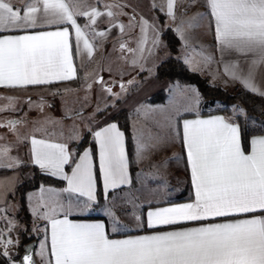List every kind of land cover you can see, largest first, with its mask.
Masks as SVG:
<instances>
[{"label": "snow or ice", "instance_id": "1", "mask_svg": "<svg viewBox=\"0 0 264 264\" xmlns=\"http://www.w3.org/2000/svg\"><path fill=\"white\" fill-rule=\"evenodd\" d=\"M101 2L95 0L89 5L87 0H23V6L17 7L14 0H0V89L27 91L77 78L74 57H81L83 68L85 58L94 56L96 38L108 35L96 30L97 18L106 16L121 33L125 29L115 17L127 15L126 5L104 3L106 11L101 12ZM178 2L182 0H166L159 6L161 11L166 8L165 15L176 25L173 32L181 43L177 59L193 73L203 70L194 64L193 56L200 55L204 67L214 62L215 58L204 55L203 49L197 52L191 48L190 54L184 51L206 20L225 75L238 81L246 92L264 98V87L255 82L258 69L264 68V0H187L189 8L199 3L206 11L176 23ZM77 17L87 18L83 26ZM128 27H139L141 33L137 47L127 49L138 54L132 66L151 76L152 69H145L139 60L144 58L149 29L155 35L148 54L162 46L159 30L143 18L137 21L135 16L129 18ZM120 49L124 51L126 44L122 42ZM233 54L249 58L246 73L238 60L225 63L224 57ZM95 82L101 83L116 102L127 91L121 83L120 92H114L102 77ZM0 98L9 101L0 112L14 109V98ZM203 100L194 85L177 81L168 88L165 103L136 109L138 115L144 109L142 114L150 127L134 126L128 138L115 122L98 128L89 126L94 147L82 152L68 142L20 135L16 130L20 120L0 122V128L16 136L17 145L28 147L32 166L43 175L65 182L59 189L41 185L38 196L33 193L27 197L32 214L46 222L43 229L34 228L44 232L38 254L41 264H264V121L236 104L224 110L228 115L205 117L201 114ZM45 122L60 123L51 117ZM80 136L74 125L67 141ZM12 147L0 144V171L23 166V160L10 155ZM175 147L181 155L174 154L170 159L184 163L191 186L187 200L165 198L168 182L161 169L168 168L169 159L153 163L156 171L148 177L142 173L137 176L140 188L135 193L122 196L116 191L131 189L133 159L139 163L150 154ZM14 180L9 177L7 183L11 185ZM5 183L0 179V190ZM98 186L102 187L100 194ZM4 212L0 208V220L5 219ZM94 212L101 215L93 218ZM13 227L9 221L7 231ZM129 229H135V234H127ZM120 233L126 238H110ZM18 244L0 229V264H36L32 249H25L23 256L12 254L10 249Z\"/></svg>", "mask_w": 264, "mask_h": 264}, {"label": "rangeland", "instance_id": "2", "mask_svg": "<svg viewBox=\"0 0 264 264\" xmlns=\"http://www.w3.org/2000/svg\"><path fill=\"white\" fill-rule=\"evenodd\" d=\"M88 1L89 4L95 3V0ZM104 3H119L126 5L124 12L129 15V18L135 16L137 21L143 18L149 21L150 24H154L155 28L159 30V38L163 42L162 46L155 50L152 55H149L147 49H145L144 58L139 60V64L143 65L145 69H152L153 73H155L156 63H158V61L161 62L170 56V51L166 46L162 34L164 30L169 27V25L173 29L175 26L165 15L166 8L165 11L160 10L159 6L161 4H166V0H102L100 5L102 6L101 9L103 12L106 11L104 9ZM153 3L157 5L155 9L153 8ZM113 11L118 12L119 9L113 8ZM205 11L206 9L199 3L189 8L187 0H182V2H178L176 6V23H179L181 18L189 19L195 13H204ZM161 16H164V21L161 20ZM101 19H107V17L101 16ZM105 21L106 23H102L99 26V29L108 32V26L110 23L107 20ZM202 23L205 26L197 29L193 33L195 38L191 41L190 45L192 47H197V49L199 48V51L203 49L204 55L213 56L211 34L207 29V21L205 20ZM154 35L155 33L153 30L149 29L148 43L145 45V48H151V41ZM140 36L141 33L139 27L130 28L126 36L122 40L118 41L119 44L122 42L125 43L126 49L121 51L120 46H118V48L114 46V48H117V53L115 54L116 57H113L114 55L112 54V50L109 49V45H106L104 49L100 46L101 48H99L97 52L96 59L92 62V65H90L92 70L89 73L90 77L88 78V81L84 82L83 80L77 85L70 84V86L59 87L57 88V91L60 93L58 95H53L54 92H57L55 90L48 93L47 96L37 98H28L23 94L0 95V97L14 98V109L9 108L7 111L0 112V122L6 123L8 120H20L22 121L20 124H24L16 129L20 135L34 134L37 138H44L52 142H68L70 147L78 151L77 145L83 137L87 135V138L91 139V135L88 134L87 131L88 127L90 126L95 128L96 125L110 119L112 114H116L119 103L125 98L129 88L134 83L140 82L141 78H146L150 82L153 80L154 74L150 76L148 71H142L140 67L132 66V61L133 59L138 58V54L127 51L128 48L135 49L137 47V41L140 39ZM125 38L126 41L124 40ZM184 51L186 52L187 50ZM180 55L181 48L179 52V56ZM192 59L194 64L203 68V70L198 73L205 77L211 84H218L217 81H211V78H209L212 72L209 68L216 69L214 62L211 65L204 67L202 64V57L200 55H195ZM99 77H102L103 83L106 86H111L114 92H120L121 83L125 85L127 91L121 94L119 102H116L107 94L106 91H104L101 83L95 82ZM128 81H133V83L129 84ZM89 84L91 85L90 88L88 87ZM150 85L151 83L149 86ZM236 89L237 88L233 86L229 91L235 93L237 92ZM148 92H150V94L152 93V86L148 87ZM141 96L145 97L146 95L143 94ZM165 98L166 97L162 99L161 103L166 102ZM29 100H31V103H28ZM8 103L9 101L7 99L0 98V107L6 106ZM217 106H219L217 102L214 103L212 101L203 100L201 110H212ZM77 112L81 113V115L76 116ZM46 117L55 118L60 121V123L48 124L45 122ZM66 117H73V119H68ZM74 125L80 131L81 136L78 140L67 141V137L70 135V130ZM36 129H39V131H36ZM61 133H63V137H61ZM170 150L171 148L163 150L164 154L166 153L164 156L165 158L172 153ZM160 153H158L156 157L162 161L163 159ZM169 165L171 164L169 163ZM26 166L29 165H25L23 169H25ZM168 169L169 168L165 169L166 172H163V169H161L163 179L165 178V180H167L168 175L170 174ZM151 170L153 172L156 171L154 168ZM31 173V170H26L22 182L24 181V178L28 177ZM186 183L187 177L184 179V185H186ZM18 208V201L13 200V203H11L7 209L9 216H7L5 221L1 224L4 227L6 238H10L14 242L17 240L19 241V244L16 245V247L10 249L13 255L17 253L23 238L33 234L31 227L32 221L29 225H26L18 220ZM9 221L14 223V227L10 232L7 231Z\"/></svg>", "mask_w": 264, "mask_h": 264}, {"label": "crops", "instance_id": "3", "mask_svg": "<svg viewBox=\"0 0 264 264\" xmlns=\"http://www.w3.org/2000/svg\"><path fill=\"white\" fill-rule=\"evenodd\" d=\"M88 2L89 1L87 0V3ZM14 3L17 4V7L23 6V0H14ZM89 5H91V4H89ZM101 8H102V6L99 5L100 11H102ZM175 11H176V9H175ZM77 20H78V23H80L81 26H83L84 23L86 22L87 18L86 17H77ZM105 20L109 21L108 18L107 19H101V17L97 18V27H96L97 31H103V30L99 29L100 28L99 26L104 22L106 23ZM100 21H103V22L101 23ZM115 21L118 24L122 23L125 25V29H124L123 33L120 32L118 27H113L112 24L109 22L110 25L108 26L107 37L106 38H101V37L96 38V40L94 41V43L96 45L94 56L91 58V60H87V58H85V64H84L83 68L80 67L81 57H74V65L77 67V77H78V71L81 70V74L83 76L84 82H87L88 78L90 77L89 73L92 70V68H90L91 67L90 65H92V62L96 59L97 52H98L99 48H101L100 46H102V48L104 49V47L106 45H109V49L112 50V52H113L112 53L114 55L113 57H116L115 54L117 53V48H118V46H120L118 41L122 40L126 36V34L128 33V31L130 29L128 27L129 15L128 14L127 15H117L115 17ZM169 27H170V25H169ZM124 40L126 41V38ZM211 40H212V48H213V57L215 58L214 59V65H216V69L209 68L210 70H212L211 75L209 77V78H211L210 80L211 81H217L218 82V84H216L217 86H220V87L228 89V90H230V88L233 86L235 88H237L236 90L243 88L242 85L238 81H233L231 78H229L228 76L225 75L224 64L219 62L220 54L216 51L215 41L213 40L212 35H211ZM114 46H116L117 48H114ZM191 48H195L197 50V52H200L199 48L197 49V47H192L190 45L189 49H187V51L185 53L190 54ZM145 49H148V47ZM248 59L249 58H247L245 56L237 55V54H233L231 56H225L224 57L225 63H227L230 60H238L240 63L241 69H243V71L245 73L247 72V68H248V63L246 62ZM159 63L160 62L158 61V63H156V66ZM75 79H73V80H75ZM73 80L60 82V83H58L52 87L29 88L27 91L19 90V89H14V90L0 89V95L23 94L24 96H26L28 98H30V97L31 98L44 97V96H47L48 93H51L54 90L57 91V88H59V87L70 86V84H71L70 82ZM255 82L259 86L264 87V68L258 69ZM150 83H151V85L149 86ZM172 84L173 83H170L168 81H158L157 79H155V77H153V80H151V82L145 78V82L143 83V85L139 89L133 91L131 89L132 86L129 88L127 95L119 103L116 112L119 111L120 109H126L127 111H129L131 124H132V130H134V126L137 129H144L145 127H150L151 125H150L149 121L147 119H145L143 114H142L144 109L141 110V114H139V115L137 114L136 109L140 108L141 105H144L146 107H155V106L163 104V103H156V104L150 103L149 99L155 93L162 91V90L167 93V95H166V97H167L168 96V88ZM213 85H215V84H213ZM151 86H152V93L150 94V92H148V87H151ZM143 94L146 96L142 97L141 95H143ZM202 111L203 110H201V112ZM213 114L224 115L222 113H211V114H202V115L207 117L208 115H213ZM113 116H114V114H112L110 119L104 121L101 124L96 125L95 128H98L100 126H104L106 123L115 122L112 120ZM115 123H117V122H115ZM22 125H24V124H18L17 128L21 127ZM0 135L5 137V139L0 140V144H8V145L13 146L10 155L17 156L21 160L24 161L23 166L15 169L13 171L0 172V179H3L6 181L4 189L0 190V192H2V194H0V208L5 209V212L2 215H4L5 219H6V217L9 216V212L7 211V209L11 205V203H13V200H16L15 198H13V196L16 194L18 186L22 183L23 176L25 174L23 171V168L27 164L31 165V163L29 162L28 147H26L23 144L17 145L16 136L13 135V133H11L7 128H0ZM29 136H31V134H29ZM88 147H91V146L87 145L85 148H88ZM170 151L172 153H170L167 158L164 157L166 153L164 154L163 150L161 151V153L159 152L162 155V159L163 160L169 159V163L171 164L168 167L170 174L168 175V178L166 180L168 182V188L166 190L165 198L166 199H172L174 201L183 202V201L187 200L191 194V186H190L189 176H188V173L185 171V166H184L183 162H176V161H173L170 159L174 154L177 156L181 155V150L179 149V147L171 148ZM157 154L158 153L150 154L148 158H146V159H144L138 163V174H137V176H139L142 173L143 177H148L149 174L153 172L151 170L152 169L151 165L153 163H159V161H160L158 159V157H156ZM157 160H159V161H157ZM97 163H98V161H97ZM164 171H165V169H163V172ZM130 175H131V172H130ZM9 177L15 178L14 183L11 185H9L7 183V180ZM186 177H187V183H186V185H184V179H186ZM131 178H132V176H131ZM164 180H165V178H164ZM149 183L151 184V183H155V182L149 181ZM137 184L138 185L136 187L132 186L131 189L123 188V189H117L116 191L118 193H120V195H122V196L128 194V192L135 193L136 190L140 188L139 182ZM40 187L35 189V190L30 191L28 193V195L35 193L38 196ZM45 187H52V186H45ZM53 188L59 189L58 187H53ZM60 188H62V187H60ZM111 194L112 193H110L109 195H111ZM28 195H27V197H28ZM66 195L67 194H65V196ZM36 203H37V201H36V199H34L32 202V205L35 206ZM28 207H29V211L31 214V221H32L31 227H32V231H33L32 233L37 237V240H36L37 244H36V248H35V257H36L37 263L41 264V257L38 254L40 252V245L44 240V232L43 231L36 232V231H34V228L40 227L41 229H43L46 222L43 220L36 219V217L32 214V209L29 206V202H28ZM100 215L101 214L97 213V212L92 213L93 218L99 217ZM5 219L0 220V229H4L3 225H1V224L3 223V221H5ZM70 219H76V217H70ZM124 219L127 220L128 218L127 219L124 218ZM120 234L121 235H112V236H110V238H113V239L126 238L125 233H120ZM127 234H135V229H129ZM49 244H50V241H49Z\"/></svg>", "mask_w": 264, "mask_h": 264}, {"label": "trees", "instance_id": "4", "mask_svg": "<svg viewBox=\"0 0 264 264\" xmlns=\"http://www.w3.org/2000/svg\"><path fill=\"white\" fill-rule=\"evenodd\" d=\"M161 20L164 21V16H161ZM162 37L170 51V56L162 60L157 66L154 73L155 79L158 81H168L170 83L180 82L182 84H194L203 95L204 100L212 101L218 103L219 106L212 110H203L201 114H211V113H222L224 115L230 114L225 112V109H230L232 105H241L248 109L249 114L254 116L257 120L264 121V115H261V111H264V98L260 96L248 93L244 88H240L237 92L232 93L228 89L222 88L217 85L211 84L205 77H203L198 72L189 71L178 59L181 43L173 32V28L167 27ZM83 81V76L81 70L78 71V77L71 81L73 85H77ZM145 78H141L140 82H136L132 85L131 89H139ZM167 93L165 91H159L155 93L150 99V103H161L162 99L166 97ZM257 109L253 111V109ZM112 120L117 122L118 126L125 132L126 137L131 138L133 135L132 124L130 119V113L126 109H120L112 117ZM251 126V125H250ZM87 145L94 147L92 138L88 139L87 135L82 138V140L77 145L78 152H81ZM26 170H31V174L24 178V181L18 186L16 194L13 196L18 201V220L21 223L29 225L31 222V215L28 210L27 205V195L30 191L39 188L41 185L52 186V187H63L65 182L52 178L47 175L41 174L37 167L32 165L26 166L23 169L24 173ZM7 172V171H0ZM130 172L132 176V186H137V174H138V163L133 162L130 165ZM102 192V187L98 186V194ZM121 235V234H116ZM37 240L34 234L23 238L21 245L18 248L17 253L14 256H22L24 252V246L32 241Z\"/></svg>", "mask_w": 264, "mask_h": 264}, {"label": "water", "instance_id": "5", "mask_svg": "<svg viewBox=\"0 0 264 264\" xmlns=\"http://www.w3.org/2000/svg\"><path fill=\"white\" fill-rule=\"evenodd\" d=\"M36 244H37V241L35 240V241H32V242H30V243H28V244H26L25 246H24V250L25 249H32L33 250V254H34V259L36 260V257H35V248H36ZM25 254V251L23 252V254H22V256ZM36 264H38L37 263V260H36Z\"/></svg>", "mask_w": 264, "mask_h": 264}]
</instances>
